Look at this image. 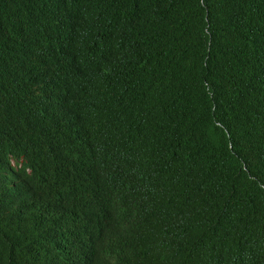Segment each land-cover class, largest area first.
I'll use <instances>...</instances> for the list:
<instances>
[{
  "label": "trees",
  "instance_id": "obj_1",
  "mask_svg": "<svg viewBox=\"0 0 264 264\" xmlns=\"http://www.w3.org/2000/svg\"><path fill=\"white\" fill-rule=\"evenodd\" d=\"M0 264H264V0H0Z\"/></svg>",
  "mask_w": 264,
  "mask_h": 264
}]
</instances>
